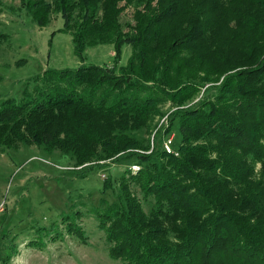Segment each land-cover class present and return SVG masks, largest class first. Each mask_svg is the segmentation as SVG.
Here are the masks:
<instances>
[{
	"label": "trees",
	"instance_id": "obj_1",
	"mask_svg": "<svg viewBox=\"0 0 264 264\" xmlns=\"http://www.w3.org/2000/svg\"><path fill=\"white\" fill-rule=\"evenodd\" d=\"M20 6L39 28L59 15L82 64L46 70L42 91L0 104V150L34 145L90 169L139 165L119 177L116 201L96 212L109 256L122 264H264V22L257 21L264 0H21ZM128 7L134 24L122 26ZM217 32L226 33L222 42ZM234 42H241L240 54L252 53L238 70L229 53L221 58L208 49L216 43L230 52ZM97 45H112V66L84 64L85 50ZM125 45L131 55L119 66ZM201 92L169 117L170 129L178 125V156L156 145L150 154L134 152L150 150L148 138L138 135L150 133L162 105L186 106ZM130 184L152 198L148 213ZM102 187L112 189L110 179ZM73 230L83 236L81 227Z\"/></svg>",
	"mask_w": 264,
	"mask_h": 264
},
{
	"label": "rangeland",
	"instance_id": "obj_2",
	"mask_svg": "<svg viewBox=\"0 0 264 264\" xmlns=\"http://www.w3.org/2000/svg\"><path fill=\"white\" fill-rule=\"evenodd\" d=\"M20 1L0 0V104L35 96L37 90L46 86L42 81L46 70L76 69L82 64L74 54L71 35L63 31L60 16L53 14L50 23L39 28L21 8ZM257 21L264 22V15L258 16ZM120 23L134 24L132 7L123 11ZM239 26H233L229 33L236 34ZM224 38L226 33L217 32L216 43ZM216 43L208 48L213 49L209 52L221 58L229 53L235 69L251 62L252 53L240 54L237 47L241 48V42H234L230 52L214 46ZM121 50L118 64L124 66L131 47L125 45ZM84 57L85 65L110 67L115 55L112 45H97L88 47ZM212 60L215 57L208 59ZM202 92L186 106L162 105V116L155 117L150 133L142 131L138 135L148 138L150 150L134 152L150 154L155 145L165 149L171 138L169 149L178 156V125L174 122L170 129L169 117L199 101ZM89 165L76 167L68 155L59 151L47 153L34 145L0 150V264L10 254L7 264H122L109 256L96 212L116 201L119 177L125 171L136 173L140 167L126 161L110 163L105 168L90 169ZM105 179H110L113 187L104 192ZM130 188L148 213L152 198L144 199L134 184ZM76 226L81 227L82 237L74 234ZM12 246L13 253L9 249Z\"/></svg>",
	"mask_w": 264,
	"mask_h": 264
},
{
	"label": "built area",
	"instance_id": "obj_3",
	"mask_svg": "<svg viewBox=\"0 0 264 264\" xmlns=\"http://www.w3.org/2000/svg\"><path fill=\"white\" fill-rule=\"evenodd\" d=\"M172 145V139L169 138V140L167 141V144L165 145V151H167L169 154H175L174 151L170 150L169 148L171 147Z\"/></svg>",
	"mask_w": 264,
	"mask_h": 264
}]
</instances>
